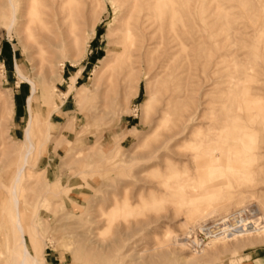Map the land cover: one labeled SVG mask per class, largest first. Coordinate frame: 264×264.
Masks as SVG:
<instances>
[{"label": "rangeland", "instance_id": "374dc122", "mask_svg": "<svg viewBox=\"0 0 264 264\" xmlns=\"http://www.w3.org/2000/svg\"><path fill=\"white\" fill-rule=\"evenodd\" d=\"M38 5L32 42L0 14V264L21 250L4 194L29 121L16 64L51 135L21 185L44 264H264V233L194 245L232 215L264 230V0H149L133 52L125 0Z\"/></svg>", "mask_w": 264, "mask_h": 264}, {"label": "bare ground", "instance_id": "6f19581e", "mask_svg": "<svg viewBox=\"0 0 264 264\" xmlns=\"http://www.w3.org/2000/svg\"><path fill=\"white\" fill-rule=\"evenodd\" d=\"M44 1V0H43ZM149 1V0H125V5H128L130 7V12H129V19L134 20V24L130 22L127 23L126 25V35L127 38L125 39L130 47V49L133 51H136V47H135V40L133 39L134 37V33L133 30L137 29L140 26V21L144 18L143 15V11L145 9L144 5L145 3ZM38 4V0H0V14L5 15V17L8 20L7 23V27L10 31L14 30L15 33L17 35H19L20 33H22L23 31H21L23 28H25L24 30L29 32V40H31L30 38H33V32L35 33L36 31L41 32V28H32L31 26L34 25L35 23H38L39 27L43 24V19L47 16V13H39L37 11V7H39ZM55 4V3H54ZM172 5V4H171ZM141 6V7H140ZM149 7V6H148ZM187 7V6H186ZM252 7V6H251ZM56 8V7H55ZM231 8V7H230ZM174 13V12H173ZM172 13V16H173ZM177 13V12H176ZM164 14V13H163ZM175 15V14H174ZM126 16V15H125ZM171 16V17H172ZM262 16V14H261ZM44 17V18H43ZM51 17V16H50ZM170 17V18H171ZM176 17V16H175ZM237 17V16H236ZM34 18V21H33ZM169 18V19H170ZM174 18V16L172 17V19ZM263 18V17H262ZM238 20V19H237ZM172 21V20H170ZM174 21V20H173ZM125 23V22H124ZM123 23V24H124ZM171 23V22H170ZM45 24V22H44ZM172 24V23H171ZM204 24V23H203ZM173 25V24H172ZM175 25V24H174ZM181 25V24H180ZM125 26V25H123ZM204 27V26H203ZM45 28V27H44ZM43 28V29H44ZM162 28V27H161ZM174 28V26L172 27ZM46 30V29H45ZM48 30V29H47ZM47 30L45 32H47ZM185 30V29H184ZM205 30V29H204ZM262 30V29H261ZM243 31V30H242ZM125 32V31H124ZM140 32V31H139ZM173 32V31H172ZM26 33V32H25ZM42 33V32H41ZM49 33V32H48ZM117 33V32H116ZM223 33V32H222ZM27 34V33H26ZM47 34V33H45ZM168 34V33H167ZM177 35V34H176ZM206 35H207V39H211L210 36V31H206ZM42 36V34H41ZM46 36V35H45ZM242 36V35H241ZM245 36V35H244ZM116 37V36H115ZM27 37H24L23 39H26ZM35 38V37H34ZM33 38V39H34ZM144 38V37H143ZM229 38H234L233 36H229L227 37L226 40H229ZM40 39V38H39ZM146 39V38H145ZM213 39V38H212ZM124 40V41H125ZM122 41V40H121ZM29 42H32L29 41ZM235 42V41H234ZM239 42V41H238ZM259 42V41H256ZM149 43V42H148ZM216 44H219V41L215 42ZM236 43V42H235ZM24 44V42H23ZM34 44V43H32ZM40 45L42 43H39ZM124 44V43H123ZM202 44V43H201ZM264 44V43H263ZM43 46V45H42ZM127 46V45H126ZM181 46V45H180ZM212 46V45H211ZM217 46V45H216ZM219 46H221L219 44ZM232 46V45H231ZM34 47V45H33ZM128 47V46H127ZM186 47V46H185ZM250 47V45H249ZM256 47V46H255ZM264 47V46H263ZM37 48V47H36ZM254 48V47H253ZM40 49H43V47H40ZM39 49V50H40ZM186 49V48H185ZM184 49V50H185ZM235 49V48H234ZM131 50L129 52H131ZM188 50V49H187ZM256 50V49H253ZM262 50V49H261ZM42 51H45V49H43ZM132 52L130 53V56L132 54ZM182 52V51H181ZM186 52V51H185ZM235 52V51H234ZM253 52V51H252ZM210 54V52H209ZM234 54V53H233ZM253 55V53H252ZM119 56V55H118ZM129 56V58H130ZM226 56H232V53L229 54H225V55H217L216 57V65H219L221 62L220 60L223 59ZM235 56V55H234ZM116 57V55H115ZM178 57V56H177ZM187 57V56H186ZM229 57V58H230ZM260 57V56H259ZM118 58V57H117ZM123 58V57H122ZM121 58V59H122ZM128 58V59H129ZM241 58V57H240ZM256 58V57H255ZM119 59V58H118ZM120 59V60H121ZM188 59V58H187ZM260 59V58H259ZM206 60V59H204ZM214 60V58H213ZM212 60V61H213ZM238 61V59H236ZM124 61V60H123ZM136 61H139L136 60ZM234 61V60H233ZM262 61V60H261ZM260 61V62H261ZM190 63V62H188ZM223 63V62H222ZM239 63V62H238ZM128 64H130V62H128ZM127 65V64H126ZM131 65V64H130ZM139 65V64H138ZM190 65V64H189ZM237 65V64H236ZM235 65V66H236ZM250 66V65H247ZM239 67V66H238ZM231 68V66H230ZM237 68V67H236ZM41 69V68H40ZM39 69V70H40ZM190 69V68H189ZM188 70V69H187ZM251 70V69H250ZM16 71L19 75V77L21 78V80L26 81L29 86H30V94L27 98V111L29 114V121L27 126L25 127L24 130V141L22 144L23 147V153L21 155V158L19 160V164L16 167V170L13 174L11 183H9V186H6L4 188V194L6 197L9 198L10 200V209H11V223L13 226V230L14 232L17 234V241L18 244L21 246V250H20V255L17 261H15V264H44L43 261V251H44V246L40 248V252L39 254L35 251V247H36V237H31V248L32 250H30L28 244H27V240L26 237L29 234V231L31 230V228L36 229L37 227L35 226L34 223V219H31L28 217V213L25 212V210L22 207V201H21V185L23 184L25 178L29 175L28 173V168H32L33 167V162H37L39 160V158L42 155V147L47 145V143L49 142L51 135L47 129L46 132H44V130L42 128H40L39 126V122L38 120L32 115L33 111V102L35 99L36 94L38 93V84L36 81H34L33 79L26 77L25 75H23L19 68L18 65L16 64ZM44 71V70H43ZM166 71H168L166 69ZM207 71V70H206ZM253 71V70H252ZM42 72V71H41ZM123 72V71H122ZM111 73V72H110ZM148 73V72H147ZM231 73V72H230ZM234 73V72H233ZM252 73V72H251ZM206 75V73L204 74ZM104 76V75H103ZM233 76V75H232ZM252 76V75H251ZM106 77V76H104ZM235 77V76H234ZM126 78V77H125ZM124 78V79H125ZM114 79V74L112 73L110 76H108V80H107V84L112 85ZM127 79V78H126ZM245 79V78H244ZM250 79V78H249ZM236 80V79H235ZM240 82V81H238ZM106 83V82H105ZM48 84V83H47ZM153 84V83H152ZM170 84V83H169ZM163 85V84H162ZM236 86V85H235ZM153 87V85H152ZM237 87V86H236ZM104 88V87H103ZM107 89H110V87H107ZM154 89V88H153ZM106 91L105 90V95H106ZM111 93V92H110ZM100 94V93H99ZM171 94V93H170ZM104 95V97H105ZM169 95V94H167ZM113 96V95H112ZM2 99V98H1ZM154 100V96H152L150 93H148V101L146 102V104L144 105V112L145 114H147V112H149V108L151 105V102ZM98 102V101H97ZM5 106H7V100H5L3 102ZM157 103V101H156ZM213 105V104H212ZM196 109V108H195ZM57 110V109H56ZM192 112V109H191ZM176 115V114H175ZM202 115V114H200ZM169 116V115H168ZM183 116V115H182ZM162 119V118H161ZM167 119V118H165ZM163 119V120H165ZM159 120V118H158ZM171 120V119H170ZM209 120V119H208ZM168 121V120H167ZM175 121V120H174ZM179 121V120H178ZM169 122V121H168ZM184 122V121H183ZM179 123V122H178ZM42 124V123H41ZM146 124V123H144ZM189 125V124H187ZM47 126V125H46ZM181 126V125H180ZM51 127V126H50ZM174 127V126H173ZM182 127V126H181ZM185 129V128H184ZM158 131V130H157ZM52 132V131H51ZM169 134V133H168ZM200 140V139H199ZM203 140V139H202ZM205 140V139H204ZM209 144V143H208ZM199 145V144H198ZM201 145V144H200ZM211 146V145H210ZM206 149V148H205ZM150 150V149H148ZM211 151V150H210ZM152 151H150L151 153ZM149 153V152H148ZM158 154V153H157ZM212 154V153H211ZM209 155V154H208ZM203 156V155H202ZM204 157V156H203ZM211 157V156H210ZM209 157V158H210ZM151 158V157H150ZM155 158V157H154ZM208 158H206L207 160ZM210 160V159H209ZM213 158H211V163H212ZM217 161V160H215ZM214 162V161H213ZM204 163V162H203ZM210 163V164H211ZM31 164V166H30ZM208 164V163H207ZM209 166V165H208ZM214 166V165H213ZM35 173V172H34ZM11 174V175H12ZM208 174V172H207ZM36 175V174H34ZM28 178V177H27ZM33 178V177H32ZM58 181V180H57ZM4 183V182H3ZM62 189V188H61ZM59 191V189H58ZM236 213V212H235ZM245 213V212H244ZM243 214V212H242ZM238 217L236 218L234 215H232L231 217H233L232 219L235 220L236 222V226L235 225H226L227 222L229 221L228 219H224L223 222L221 223H216L215 225H213V227L210 226V228L208 227H198V231L199 233L201 232L204 237L207 239H213L212 242H218L219 239L222 240V242H224L223 240L226 239V241L229 238H241L244 236H248V235H252L254 233H264V230L260 229L257 227V224L253 223H247L245 219H243L240 214H237ZM230 216V215H229ZM234 222V223H235ZM227 227H226V226ZM208 226V225H207ZM33 231V230H32ZM94 231V230H93ZM195 231V230H194ZM193 232V231H192ZM38 233V231H37ZM194 233V232H193ZM37 235V234H36ZM191 236V234H189ZM90 236V235H88ZM86 236V237H88ZM196 237V234L194 235ZM92 237V236H91ZM224 238V239H222ZM196 241V242H195ZM194 241V245L199 248L202 246V244L204 243V238L203 240H201V242H197V240L195 239ZM210 243V242H208ZM206 245V244H205ZM210 245V244H208ZM207 245V246H208ZM212 247H214L212 245ZM207 248V247H206ZM227 249V248H226ZM244 249V248H243ZM242 249V250H243ZM206 250V249H205ZM196 251V249L194 250ZM193 251V252H194ZM207 251V250H206ZM237 252V251H236ZM196 253V252H195ZM203 253V252H201ZM234 253V252H233ZM205 258V257H204Z\"/></svg>", "mask_w": 264, "mask_h": 264}, {"label": "built area", "instance_id": "2783aa9c", "mask_svg": "<svg viewBox=\"0 0 264 264\" xmlns=\"http://www.w3.org/2000/svg\"><path fill=\"white\" fill-rule=\"evenodd\" d=\"M215 224H216V223H215ZM211 225H213V224H210V225H208V226H206V227L210 228ZM235 226H236V225H235ZM211 227H213V226H211ZM199 237L202 238V239L204 238V240H206V238L204 237V235H203L201 232L199 233Z\"/></svg>", "mask_w": 264, "mask_h": 264}]
</instances>
